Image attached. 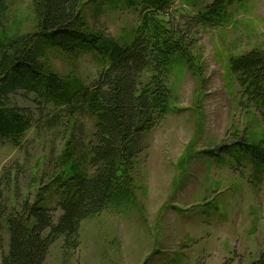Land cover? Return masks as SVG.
I'll list each match as a JSON object with an SVG mask.
<instances>
[{
	"label": "rangeland",
	"instance_id": "1",
	"mask_svg": "<svg viewBox=\"0 0 264 264\" xmlns=\"http://www.w3.org/2000/svg\"><path fill=\"white\" fill-rule=\"evenodd\" d=\"M195 2L176 0L173 15L186 17ZM82 10L90 27L119 45L141 23L129 0H82ZM227 13L223 26L193 32L192 64H181L169 79L174 110L141 140L130 195L82 222L78 247L66 249L63 239L53 243L44 264H253L261 257L264 174L257 176L242 157L216 159L208 152L240 139L245 130L251 142L264 145L261 116L240 106L230 69L233 56L264 49V0H232ZM2 21L8 36L32 31V1L7 0ZM41 58L54 73L85 87L108 59L54 48ZM43 107L36 94L10 96L9 108L30 110L35 120L18 141L0 139V193L9 210L40 195L58 218L63 158L85 163L96 120L53 103ZM1 227L0 264L9 244L7 225Z\"/></svg>",
	"mask_w": 264,
	"mask_h": 264
},
{
	"label": "trees",
	"instance_id": "2",
	"mask_svg": "<svg viewBox=\"0 0 264 264\" xmlns=\"http://www.w3.org/2000/svg\"><path fill=\"white\" fill-rule=\"evenodd\" d=\"M31 1L34 29L11 37L2 21L7 0H0V139L18 141L33 126L35 116L30 110L9 108L10 96L20 91L36 94L44 107L53 103L73 114L88 113L96 123L85 163H74L68 154L63 158L58 218L40 195L9 210L0 193V234L4 222L9 236L1 264H44L50 246L59 239L66 249L78 247L82 222L129 194L141 140L174 110L169 79L181 64H192L193 32L223 26L232 0L210 4L197 0L186 17L173 15L176 0H129L141 23L122 45L89 26L82 0ZM48 48L66 55L97 52L108 57L107 64L85 87L43 63L41 57ZM230 69L238 79L240 106L258 112L264 124V49L233 56ZM208 155L242 157L257 176L264 174V145L251 142L247 130L240 139ZM253 264H264V252Z\"/></svg>",
	"mask_w": 264,
	"mask_h": 264
}]
</instances>
